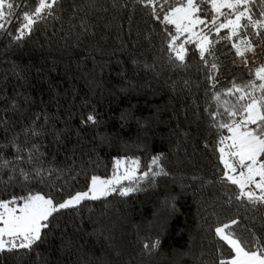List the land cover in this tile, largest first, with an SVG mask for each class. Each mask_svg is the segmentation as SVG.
<instances>
[{"label": "trees", "instance_id": "trees-1", "mask_svg": "<svg viewBox=\"0 0 264 264\" xmlns=\"http://www.w3.org/2000/svg\"><path fill=\"white\" fill-rule=\"evenodd\" d=\"M12 2V22L0 30V199L49 192L64 199L86 191L92 176L110 178L116 159H138L139 176L163 154L168 175L140 180L128 196L113 193L55 213L43 242L30 252L0 253V264H219L235 255L215 232L225 224L249 244L253 234L264 242V204L237 200V186L220 179L219 140L230 133L209 115L218 108L215 92L264 65V42L256 47L259 63L248 67L212 33L219 40L213 55L201 59L198 45L187 42L181 63L169 46L174 27L161 22L165 0L156 4L161 20L138 0H58L17 40L23 12L36 0ZM260 7L256 0L253 12ZM89 113L96 124L82 122ZM13 145H38L43 155L28 162L21 153L25 159L17 161ZM3 160L17 169L14 179ZM34 167L44 176L24 181L19 168ZM157 240V248H144Z\"/></svg>", "mask_w": 264, "mask_h": 264}, {"label": "snow or ice", "instance_id": "snow-or-ice-1", "mask_svg": "<svg viewBox=\"0 0 264 264\" xmlns=\"http://www.w3.org/2000/svg\"><path fill=\"white\" fill-rule=\"evenodd\" d=\"M138 2L145 6L151 5L156 19L161 20L159 14L155 13L158 0H138ZM57 3L58 0H36V5L30 11L23 12L22 27H18L19 35L15 39H21L25 35V30L30 33L34 24L51 15ZM165 3H169V11L165 13L161 22L174 27L173 41L169 46L175 53V59L181 63L185 62L187 49L184 44L187 42L198 45L201 59H204L205 53L209 56L213 55L210 46H214L219 40L210 39L212 33L219 39L229 42L235 50L234 54L244 59L245 66L248 64V54H254L259 43L264 42L262 35L264 0H260L261 7L258 14L253 12L256 0H178V6H173L169 0H165ZM13 9L12 0H0V30L7 31L6 24L12 22ZM201 12L203 16L198 15ZM222 30L226 31L221 37ZM185 33L188 34L186 40L176 46L175 40ZM8 34L11 35L10 32ZM205 64L207 65V61ZM210 67L218 71L215 63ZM250 77L241 84H237L235 80L229 81L231 87L215 92L213 95L218 108L209 112V115L214 121V127L227 129L231 134L219 140L218 151L225 169L221 181L237 186L239 189L237 200L246 199L251 204H264V65H258L250 70ZM209 79L214 81L212 87L215 88L218 83L215 76ZM222 95L234 97L235 101L222 100ZM12 107L16 109L17 105L13 102ZM220 108L223 112L219 111ZM225 115L227 119L223 122L216 121L218 116ZM82 122L96 124L98 121L95 115L89 113ZM27 131L29 130L26 129ZM30 131L33 136L40 135L35 128ZM13 148L17 161H24L25 155L21 153H26L28 162L39 160V156L36 155L40 153L38 145H32L29 149L13 145ZM162 157L163 154L153 157L151 164L139 176L137 175L140 168L138 159H116L110 178L92 176L86 191L75 192L64 199H56L51 192L28 193L24 196H13L8 200L0 199V253L20 249L32 251L34 245L43 242L47 235L45 230H50V219L63 209L77 208L85 200H99L113 193L128 196L139 190L140 180L150 175L153 177L168 175L161 165ZM10 164L9 160L2 161V166L9 171L8 180L14 179L17 172L16 168L9 167ZM122 167L124 170L121 173ZM153 167L158 168L159 171H153ZM18 171L24 181H29L32 176L37 178L44 176V172L36 167L31 173L25 172L23 168H19ZM124 181H128L129 184L118 189ZM0 182H3V177H0ZM232 223L235 224L236 221ZM229 228L231 225L225 224L215 229L220 239L225 241L235 253L226 260H220L219 264H264V242L253 234L254 242L249 244L247 239H241L234 232H226ZM159 243L158 240L151 246L145 243L144 248L155 249Z\"/></svg>", "mask_w": 264, "mask_h": 264}, {"label": "rangeland", "instance_id": "rangeland-1", "mask_svg": "<svg viewBox=\"0 0 264 264\" xmlns=\"http://www.w3.org/2000/svg\"><path fill=\"white\" fill-rule=\"evenodd\" d=\"M199 27H203V26H199ZM198 30V29H197ZM188 36V34L187 33H185V34H183V35H180L179 36V38H182V40L184 39V40H186V37ZM183 40V41H184ZM257 50H258V48H255V53L254 54H252V53H249L248 54V64H247V66L248 67H252L254 64H258L259 63V58H258V53H257ZM242 60H241V62H242V64H244L245 65V63H244V59L243 58H241ZM231 135V134H230ZM227 142H230V141H227ZM123 172V171H122ZM121 172V173H122ZM118 189H119V187H118ZM86 201V200H85Z\"/></svg>", "mask_w": 264, "mask_h": 264}]
</instances>
